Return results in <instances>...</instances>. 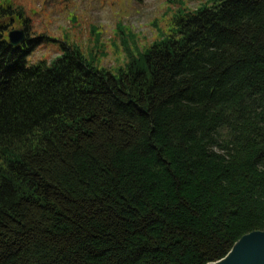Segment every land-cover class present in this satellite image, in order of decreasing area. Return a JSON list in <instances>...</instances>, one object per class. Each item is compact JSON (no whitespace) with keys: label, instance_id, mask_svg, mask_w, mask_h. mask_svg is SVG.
<instances>
[{"label":"trees","instance_id":"16d2710c","mask_svg":"<svg viewBox=\"0 0 264 264\" xmlns=\"http://www.w3.org/2000/svg\"><path fill=\"white\" fill-rule=\"evenodd\" d=\"M7 3L0 264H206L264 230V0H207L116 74L27 67Z\"/></svg>","mask_w":264,"mask_h":264},{"label":"rangeland","instance_id":"374dc122","mask_svg":"<svg viewBox=\"0 0 264 264\" xmlns=\"http://www.w3.org/2000/svg\"><path fill=\"white\" fill-rule=\"evenodd\" d=\"M22 13L10 16L11 29L23 28L37 40V55H61L76 47L86 61L118 73L146 46L170 34L181 14L207 0H0ZM28 5L26 13L20 5ZM27 20V25L25 24ZM27 28V29H26Z\"/></svg>","mask_w":264,"mask_h":264},{"label":"water","instance_id":"95a60500","mask_svg":"<svg viewBox=\"0 0 264 264\" xmlns=\"http://www.w3.org/2000/svg\"><path fill=\"white\" fill-rule=\"evenodd\" d=\"M9 43L19 46L26 42V30L11 29ZM206 264H264V230L244 234L221 259Z\"/></svg>","mask_w":264,"mask_h":264},{"label":"clouds","instance_id":"9594fccd","mask_svg":"<svg viewBox=\"0 0 264 264\" xmlns=\"http://www.w3.org/2000/svg\"><path fill=\"white\" fill-rule=\"evenodd\" d=\"M21 7L24 8L25 12L27 13L29 11L28 5L22 3L20 5ZM5 37H9V33H5ZM37 49H34L30 54L26 56V61H27V67H32L34 65H38L41 63V61L45 62V66L48 68H51L53 66V63L55 60L59 59L58 55L52 56L51 59H49L48 54H43V55H37ZM211 150L216 152L217 155H221L222 152L218 149V146L216 144L211 145ZM264 170V169H261Z\"/></svg>","mask_w":264,"mask_h":264}]
</instances>
